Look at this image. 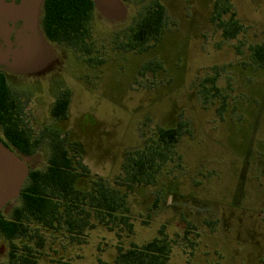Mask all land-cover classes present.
<instances>
[{"label":"rangeland","instance_id":"obj_1","mask_svg":"<svg viewBox=\"0 0 264 264\" xmlns=\"http://www.w3.org/2000/svg\"><path fill=\"white\" fill-rule=\"evenodd\" d=\"M150 1L94 0L89 52H80L50 42L30 3L20 8L25 26L19 6L0 0V29L12 45L0 71L21 125L39 142L32 156L13 148L15 155L28 172L45 169L57 133L90 170L77 187L88 190L102 178L127 195L129 208L127 225L113 230L94 217L82 234L33 223V238L13 241L17 256L38 264H116L120 247L163 238L168 264H264V66L252 56L264 43V0H227L243 27L232 40L211 21L215 0H160L167 10L161 37L132 50ZM43 2L34 1L40 12ZM64 89L71 92L67 118L56 121L51 108ZM180 123L177 158L155 184L127 189L118 180L126 154ZM18 197L14 189L0 210L5 218ZM9 253L1 238L0 264H13Z\"/></svg>","mask_w":264,"mask_h":264},{"label":"trees","instance_id":"obj_2","mask_svg":"<svg viewBox=\"0 0 264 264\" xmlns=\"http://www.w3.org/2000/svg\"><path fill=\"white\" fill-rule=\"evenodd\" d=\"M95 9L94 0H44L41 25L46 38L80 52H89L86 39L90 36L89 25ZM166 17L167 10L161 1L151 0L136 23L128 46L142 51L145 43L153 41L156 44L164 31ZM211 21L228 40L235 39L243 28L227 0H215ZM252 56L257 65L264 66V43L252 48ZM70 101V90H62L51 108L54 120L67 118ZM21 122L16 96L5 74L0 72V126L4 135L0 143L23 156H32L39 142ZM182 132L181 123L174 128H159L156 140L148 142L141 150L126 154L118 180L130 190L135 186L155 184L162 169L177 158L173 149ZM50 149L45 169L28 172L19 191L20 204L14 208L12 218L7 219L0 213V239L10 242L9 257L13 264H38L33 256H17V245L13 243L19 238H33V223L75 234L93 228L88 221L90 217L111 230L119 224L127 225L126 194L112 188L102 178L93 180L88 190H80L77 187L79 179L90 175L88 167L70 156L64 139L57 133L52 136ZM39 244L42 247V241ZM170 251L166 239L154 238L127 250L120 247L116 264H168Z\"/></svg>","mask_w":264,"mask_h":264},{"label":"water","instance_id":"obj_3","mask_svg":"<svg viewBox=\"0 0 264 264\" xmlns=\"http://www.w3.org/2000/svg\"><path fill=\"white\" fill-rule=\"evenodd\" d=\"M7 51L3 56L9 54L10 46L8 41ZM0 210L2 206L6 203L10 197L12 191L17 189L20 191L24 181L28 176V171L25 165H22L18 160H20L14 153L12 149L6 148L0 143ZM6 150V151H4ZM8 152V153H7ZM13 154L18 160H16L12 155ZM21 161V160H20ZM22 162V161H21ZM23 163V162H22Z\"/></svg>","mask_w":264,"mask_h":264},{"label":"flooded vegetation","instance_id":"obj_4","mask_svg":"<svg viewBox=\"0 0 264 264\" xmlns=\"http://www.w3.org/2000/svg\"><path fill=\"white\" fill-rule=\"evenodd\" d=\"M35 0H2L3 3L7 4V5H10V4H14L15 6H19L18 7V16L22 19V21L24 22L25 26L27 25L26 23V17L20 12V8L25 4H28L30 3L31 5H33L34 7V11H35V18L37 17V15H40V23H41V17H42V10L41 12L39 11L40 9V4L37 8L36 4L34 3ZM44 3V2H43ZM42 7H43V4H42ZM1 21V19H0ZM15 26V25H14ZM8 41L9 43V46H10V50H9V54L7 56H4V57H1L0 60L8 57L10 55V53L12 52L11 50V40H10V37L5 35L1 29H0V56H3L6 51H7V44L6 42ZM1 72V71H0ZM2 138V137H0Z\"/></svg>","mask_w":264,"mask_h":264},{"label":"bare ground","instance_id":"obj_5","mask_svg":"<svg viewBox=\"0 0 264 264\" xmlns=\"http://www.w3.org/2000/svg\"><path fill=\"white\" fill-rule=\"evenodd\" d=\"M0 148L3 149V148L1 147V145H0ZM4 151H6V150H4ZM7 153H8V152H7ZM9 154L12 155L16 160H18V159H17L13 154H11L10 152H9ZM18 161L23 165V163H22L20 160H18Z\"/></svg>","mask_w":264,"mask_h":264}]
</instances>
